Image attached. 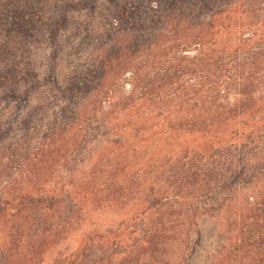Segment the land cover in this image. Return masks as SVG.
Here are the masks:
<instances>
[{
	"label": "trees",
	"instance_id": "1",
	"mask_svg": "<svg viewBox=\"0 0 264 264\" xmlns=\"http://www.w3.org/2000/svg\"><path fill=\"white\" fill-rule=\"evenodd\" d=\"M203 218L264 264V0H0L2 264H190Z\"/></svg>",
	"mask_w": 264,
	"mask_h": 264
},
{
	"label": "rangeland",
	"instance_id": "2",
	"mask_svg": "<svg viewBox=\"0 0 264 264\" xmlns=\"http://www.w3.org/2000/svg\"><path fill=\"white\" fill-rule=\"evenodd\" d=\"M115 217V216H114ZM113 216H105L104 214H96L92 216L88 220L87 229H91L96 227L102 226V223L108 224L112 221L114 218ZM214 224L212 220L208 218H203L199 222L198 229L193 232L192 238L194 242V247L196 252L191 255L190 258V264H206L208 262L209 254L215 249L218 248V246L221 244V238L219 234L217 233V230L214 228ZM223 229V228H222ZM85 229H82L79 231V233L75 234L73 233L70 237H68L65 241H63L58 246L52 248L49 250L47 255L45 256V260L43 264H51L53 261V258H55L56 254L59 253H65L70 251L75 246V240L77 239V235L80 234V232L84 231ZM197 243V244H196ZM0 248V252H1ZM13 256L11 257L10 261L12 263H16L22 258V254L25 257V252L18 251L17 249L12 250ZM18 252V254H17ZM21 252V253H20ZM16 254L18 256H16ZM28 256L30 255V252L27 253ZM2 256L0 253V264H2Z\"/></svg>",
	"mask_w": 264,
	"mask_h": 264
}]
</instances>
